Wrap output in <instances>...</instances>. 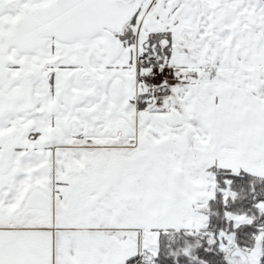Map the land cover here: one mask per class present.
Here are the masks:
<instances>
[{"label":"snow or ice","instance_id":"6c2138e0","mask_svg":"<svg viewBox=\"0 0 264 264\" xmlns=\"http://www.w3.org/2000/svg\"><path fill=\"white\" fill-rule=\"evenodd\" d=\"M0 264H264V0H0Z\"/></svg>","mask_w":264,"mask_h":264}]
</instances>
